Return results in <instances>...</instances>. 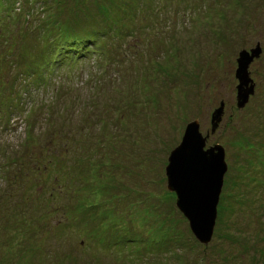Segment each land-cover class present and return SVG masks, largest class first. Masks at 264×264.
Here are the masks:
<instances>
[{
    "label": "rangeland",
    "instance_id": "374dc122",
    "mask_svg": "<svg viewBox=\"0 0 264 264\" xmlns=\"http://www.w3.org/2000/svg\"><path fill=\"white\" fill-rule=\"evenodd\" d=\"M221 102L202 243L165 166ZM0 264H264V0H0Z\"/></svg>",
    "mask_w": 264,
    "mask_h": 264
},
{
    "label": "water",
    "instance_id": "95a60500",
    "mask_svg": "<svg viewBox=\"0 0 264 264\" xmlns=\"http://www.w3.org/2000/svg\"><path fill=\"white\" fill-rule=\"evenodd\" d=\"M261 52L259 43L241 49L236 58V105L242 107L253 93L254 82L248 66ZM223 113V102L211 113L210 131L200 130L197 119L186 123L180 142L169 152L165 175L167 188L176 195L175 204L188 221L193 235L202 243L212 236L217 215V203L226 171L224 148L221 144L206 146Z\"/></svg>",
    "mask_w": 264,
    "mask_h": 264
},
{
    "label": "trees",
    "instance_id": "16d2710c",
    "mask_svg": "<svg viewBox=\"0 0 264 264\" xmlns=\"http://www.w3.org/2000/svg\"><path fill=\"white\" fill-rule=\"evenodd\" d=\"M71 42H73V41H71ZM66 59H67V61L70 62V61H75L76 58L73 57V55H72V56H68Z\"/></svg>",
    "mask_w": 264,
    "mask_h": 264
}]
</instances>
